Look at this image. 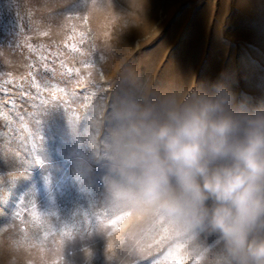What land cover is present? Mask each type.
<instances>
[{
	"label": "rangeland",
	"instance_id": "rangeland-1",
	"mask_svg": "<svg viewBox=\"0 0 264 264\" xmlns=\"http://www.w3.org/2000/svg\"><path fill=\"white\" fill-rule=\"evenodd\" d=\"M217 81L264 104V0H0V264H210L214 237L196 252L108 207L92 145L117 89L155 102Z\"/></svg>",
	"mask_w": 264,
	"mask_h": 264
},
{
	"label": "clouds",
	"instance_id": "clouds-1",
	"mask_svg": "<svg viewBox=\"0 0 264 264\" xmlns=\"http://www.w3.org/2000/svg\"><path fill=\"white\" fill-rule=\"evenodd\" d=\"M96 123L93 156L113 212L143 218L145 235L163 226L199 242L196 252L214 237L210 264H264V104L242 106L217 81L155 102L117 97ZM72 163L90 188L91 164Z\"/></svg>",
	"mask_w": 264,
	"mask_h": 264
},
{
	"label": "snow or ice",
	"instance_id": "snow-or-ice-1",
	"mask_svg": "<svg viewBox=\"0 0 264 264\" xmlns=\"http://www.w3.org/2000/svg\"><path fill=\"white\" fill-rule=\"evenodd\" d=\"M73 8H76V6L73 5ZM69 14H71V15H79V12L70 10ZM86 19L87 18H85V20ZM79 35L83 36V33H80ZM86 67H92V65H87ZM89 75H90V73H89ZM125 87H126V91H121L120 89H117L116 94L114 95V98H113V102L115 101V99L117 97H125V96H136V97H139V93H138V91L136 89H134V88H132L130 86H125ZM104 100H105V97L101 96L100 97L101 105H103V101ZM111 105L109 106V109H108L109 111L111 109ZM0 142H2V141H0ZM84 190L87 191L86 188H84ZM127 215H130V214H127ZM123 218L124 217H118L116 220L111 221V226L113 228H115L116 225L118 224L119 220H122ZM177 264H179V262H177Z\"/></svg>",
	"mask_w": 264,
	"mask_h": 264
}]
</instances>
